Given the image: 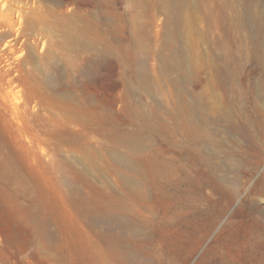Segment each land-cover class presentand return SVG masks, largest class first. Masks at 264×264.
I'll use <instances>...</instances> for the list:
<instances>
[{
  "label": "rangeland",
  "instance_id": "374dc122",
  "mask_svg": "<svg viewBox=\"0 0 264 264\" xmlns=\"http://www.w3.org/2000/svg\"><path fill=\"white\" fill-rule=\"evenodd\" d=\"M111 1L0 0V264H112L118 261L112 259L116 250L104 234L127 224L148 233L138 243L156 246L153 264H205L212 257H221V264H264V233L257 236L250 207L264 163L257 170L242 165L240 182L207 186V168L199 154L206 148L191 139L183 123L185 105L176 102L171 84L183 71L178 66L183 49L196 71L192 87L209 104H223L224 91L209 56L211 49L220 52L225 45L220 64L229 54L246 63L248 82L236 88L246 89L250 97L252 43L260 35L252 34L249 25L233 27L223 20L213 0H198V18L206 16L198 20L187 10L189 0L177 1L174 6L183 8L184 16L169 24L172 37L165 36L162 12L147 27L148 44L156 51L141 56L150 68L164 72V58L172 47L177 50L175 70L149 92L133 73L138 65L130 68L134 50L124 53L120 65L110 58L96 70L87 68L90 53L81 49L82 42L93 39L96 31L101 38L110 37L107 28L123 25L111 6L125 13L128 0ZM180 29L188 36L182 37ZM105 40L97 42L99 51ZM156 75L153 71L149 79ZM127 83L134 87L133 96L126 94ZM126 105L145 108L150 115V138L142 139V148L134 149L136 137L124 140L128 130L138 127ZM223 126L214 125L224 140H239ZM109 127L115 130L108 133ZM159 164L173 170L169 178L151 177L150 169ZM221 174L234 177L237 171ZM159 183L167 191L175 189V205L190 198V183L195 190L205 186L206 200L200 206L208 210L209 219L221 215L217 224L207 232L209 219L200 221L193 208L169 216L174 207L163 198ZM117 200L134 211L111 225L104 215L117 209ZM256 202L264 207V196Z\"/></svg>",
  "mask_w": 264,
  "mask_h": 264
},
{
  "label": "bare ground",
  "instance_id": "6f19581e",
  "mask_svg": "<svg viewBox=\"0 0 264 264\" xmlns=\"http://www.w3.org/2000/svg\"><path fill=\"white\" fill-rule=\"evenodd\" d=\"M177 1H184L185 4L186 0H128L125 13L120 12L116 6H111V11L116 15V20L122 22L123 25L119 26V29L116 30L107 28L106 32L110 37L105 36V38H101V33H97L98 31H96V35L93 39H83L84 41L81 44V49L90 53H88L89 55L86 57L88 70L91 72L93 69H98L101 67L103 61L110 58L116 59L117 64L120 65L122 61L125 60L124 53L134 50V55L130 57V68H133L136 64L138 65L137 69L133 68V73L138 75L141 85L146 87L149 92L152 90V86L161 85L163 75L171 74L175 70L177 50L172 47L170 54L164 58L166 63L163 69L164 72H159L157 67L150 68L142 56L147 52L154 53L156 50H151L148 44L147 27L151 20L155 19L156 12H162L166 16L164 25L166 30L165 36L168 38H170V36L172 37V31L168 29L169 24L172 21H176V23L177 21L180 22L184 16V9L174 6ZM199 1L189 0L187 2L188 12L197 20L206 17L200 16V18H198V12L200 11ZM213 1L215 2V8L219 10L223 20L229 21L233 27H237L240 23L249 25L252 27V34L255 36L258 34L260 35V38H257V40H254L252 43L253 53L251 58L254 63L252 72L255 76L254 80L250 81L251 96L249 97L246 95V93H248L246 89L236 88L237 83L243 81L245 83L248 82L244 75V69L247 68L246 63H242L233 56V54H229L234 58L232 62L230 61V56L226 55L227 59L223 64H220L224 56L223 49L225 45L220 46V52L211 49V55L209 56L214 73L219 79V85L224 91L223 104H219L216 107L209 104V102H206L200 93L192 87L197 80L196 71L191 66L189 52L183 49L180 50L182 60H180L178 64V66L183 68V71L177 78L171 81V84L174 85L176 102L185 105V112L182 114L183 123L185 127L188 128L191 139L195 143L206 148L205 154L199 153L201 155L200 162L207 168L206 174L209 177L206 185L211 186L212 183H215L221 186L227 181L240 182L241 175L239 171L242 165H245V167L248 165L250 166L248 168L257 170L264 163V0ZM105 2L110 3L113 1L105 0ZM184 4H181L182 7ZM207 17L209 19L211 18V12ZM98 23L99 22L96 23L95 28L97 30H99L97 28L99 27ZM187 36L188 33L182 30V37ZM68 40L70 42L69 46L72 48L75 41L72 38ZM103 40H105V46L99 51L97 49V42ZM202 40H205V38H202ZM129 44L132 45L131 48H129ZM153 71L158 72L159 75L154 76L153 79L150 80L149 75H151ZM132 84L134 83L132 82ZM132 84L127 83L125 85V91L128 96H133L134 94V87H132ZM249 100H251V107L248 105ZM205 105L208 106L205 107ZM124 109L129 114L130 121L138 125L133 131L128 130L124 140L136 137L137 141L134 145V149L142 148V139L150 138L147 134V131L151 130L150 115H147L145 108H138V106L126 105ZM237 112L241 115L237 116ZM152 114L158 115L156 108H153ZM221 123L227 125V127H223L227 128L231 133L238 134L239 140H235V142L231 138H225L224 140L220 134L219 128L214 127V125H221ZM168 128L173 129L174 126L170 127L168 125ZM114 130L115 127H109L107 132L112 133ZM153 130L158 131L157 128H153ZM229 139H231V141ZM241 139L248 140L250 144H243ZM227 143H231V148L228 147ZM232 143H234V145H232ZM245 146H247L246 149L244 148ZM233 147H237V150ZM251 147H253L254 152L250 151ZM188 151L192 152V149H188ZM249 152H251L250 157ZM252 156L255 158L254 160ZM248 162H250V165ZM141 169L146 170L144 168ZM224 170L237 171V174L234 177L223 176L221 172ZM247 170L248 169H246V171ZM150 171V175L153 179L158 177L169 178L173 173V170L167 168L164 164L154 165ZM243 172L246 174L245 171ZM157 188L163 189L165 194L163 198L169 205L174 207L170 211L169 216L175 217L182 210L193 208L196 211V217L200 219V221L201 219L203 221L204 217L209 219L207 215L208 210L200 206V203L206 200V194L204 192L205 186H203L202 189L195 190L190 183V198L177 201V203L181 202L179 205H175L174 202L175 198H177L175 189L174 192L170 190L167 191L160 183L157 184ZM253 193L256 195L254 198L256 201L257 198L259 199L261 196H264V177L257 181V184L253 188ZM256 201L252 200L250 207L252 209V219L256 227L255 232L257 236H260V233H262V235L264 233V207L261 206L260 202ZM116 202L118 203L117 209L107 211L105 212L107 214L104 215V219L111 225L121 214L134 211V208L129 203L119 202V200ZM220 217L221 215L219 214L207 221V225L205 226L207 227V232L213 229ZM191 222H193V219H191ZM193 223H191V225ZM115 229L104 234L110 248L116 250L112 259L114 258L118 261H113L112 264L154 263L153 259L158 253L156 246L151 245L146 247L142 243H138L142 239L148 237L147 232L136 229L133 224H127L123 229H119L118 231ZM200 244V241L197 242L194 248H197ZM209 254V251L206 252L204 255L205 260L208 259ZM219 260H221V257H212L211 260H207L205 264H221Z\"/></svg>",
  "mask_w": 264,
  "mask_h": 264
}]
</instances>
